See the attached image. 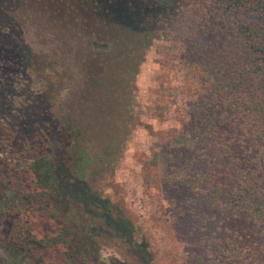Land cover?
<instances>
[{"label":"trees","instance_id":"1","mask_svg":"<svg viewBox=\"0 0 264 264\" xmlns=\"http://www.w3.org/2000/svg\"><path fill=\"white\" fill-rule=\"evenodd\" d=\"M154 37L185 69L154 161L186 264H264V0H0V264H153L99 190Z\"/></svg>","mask_w":264,"mask_h":264},{"label":"rangeland","instance_id":"2","mask_svg":"<svg viewBox=\"0 0 264 264\" xmlns=\"http://www.w3.org/2000/svg\"><path fill=\"white\" fill-rule=\"evenodd\" d=\"M168 43L154 37L145 51L133 81L134 87L129 91L131 94L127 93L128 98L130 95L132 98L127 106L125 130L115 135L119 138V149L99 192L109 201L111 214L118 210L137 228L134 238L144 239L146 253L151 255L153 264H186L194 248L175 236L163 184L159 181L163 165L154 161L162 133L182 129L185 119L178 110L185 100L182 85L185 69L168 70L162 66ZM164 83L176 90H168ZM125 248L122 243L106 246L105 255L126 258Z\"/></svg>","mask_w":264,"mask_h":264}]
</instances>
